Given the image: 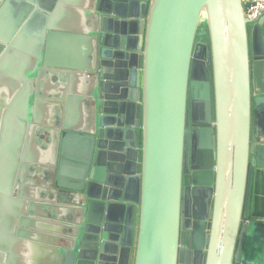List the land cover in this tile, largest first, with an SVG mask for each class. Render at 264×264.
<instances>
[{"label": "water", "instance_id": "95a60500", "mask_svg": "<svg viewBox=\"0 0 264 264\" xmlns=\"http://www.w3.org/2000/svg\"><path fill=\"white\" fill-rule=\"evenodd\" d=\"M44 225L61 234L45 264H264V11L0 0L7 264Z\"/></svg>", "mask_w": 264, "mask_h": 264}, {"label": "crops", "instance_id": "0c3cea01", "mask_svg": "<svg viewBox=\"0 0 264 264\" xmlns=\"http://www.w3.org/2000/svg\"><path fill=\"white\" fill-rule=\"evenodd\" d=\"M53 84H56L53 82ZM76 86V84L74 85ZM76 88L72 90V94H75ZM79 94H77L78 96ZM69 107L68 109L71 111L70 116L72 117V120H74L75 123L80 124V121L84 119L83 112L81 110V106L79 105L80 101L76 97H72L68 101ZM81 104V103H80ZM56 104L54 103V106ZM54 110V109H53ZM57 111L58 109L55 108ZM252 201H253V208H252V214L254 215H260L262 214V203H263V193H262V187L261 183H254L253 186V193H252ZM25 204V203H24ZM27 204V210L28 211L30 208ZM44 222L46 219L43 220ZM47 225H44L43 228H32L30 229L32 232L36 231L38 235L34 237H28V239H25L23 241H20L21 246L24 248L25 256H26V261H28V264H45L49 262V258L52 257V251L49 253H43V249L45 247L54 249L53 246L55 243H58L59 241L57 240V237L61 236V234H58L57 232H48L46 230ZM42 227V226H41ZM59 231L61 228H58ZM57 229V230H58ZM137 229V210H136V216L134 220V237ZM59 239V238H58ZM56 248V247H55ZM184 253V251H183ZM4 254L3 256L0 255V264H7V255L5 254V251L2 253ZM132 259H133V254L130 256V262L129 264H132Z\"/></svg>", "mask_w": 264, "mask_h": 264}, {"label": "built area", "instance_id": "2783aa9c", "mask_svg": "<svg viewBox=\"0 0 264 264\" xmlns=\"http://www.w3.org/2000/svg\"><path fill=\"white\" fill-rule=\"evenodd\" d=\"M244 14L248 19H255L264 11V0H243Z\"/></svg>", "mask_w": 264, "mask_h": 264}]
</instances>
